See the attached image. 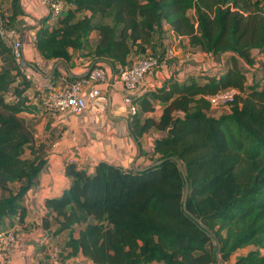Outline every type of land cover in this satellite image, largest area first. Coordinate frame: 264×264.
Wrapping results in <instances>:
<instances>
[{"label": "trees", "instance_id": "16d2710c", "mask_svg": "<svg viewBox=\"0 0 264 264\" xmlns=\"http://www.w3.org/2000/svg\"><path fill=\"white\" fill-rule=\"evenodd\" d=\"M49 3L62 8L54 22L49 12L35 28L42 60L80 54L90 70L106 62L116 75L147 55L162 60L171 31L214 65L212 73L171 76L131 97L137 111L128 116V135L138 142L158 134L148 166L100 161L92 173L65 166L70 184L44 201L39 224L53 227L52 236L66 233L63 246L56 245L62 262L81 256L91 264H218V250L224 264L249 247L233 264H264V0ZM21 15L18 0H9L0 26L17 29ZM31 87L0 36V228L24 220L23 198L45 165V146L35 144L23 116L38 112L27 95ZM226 89L237 95L215 117L206 96ZM51 90L41 91L43 109Z\"/></svg>", "mask_w": 264, "mask_h": 264}, {"label": "crops", "instance_id": "0c3cea01", "mask_svg": "<svg viewBox=\"0 0 264 264\" xmlns=\"http://www.w3.org/2000/svg\"><path fill=\"white\" fill-rule=\"evenodd\" d=\"M22 15L18 18V27L23 58L27 65L32 87L27 91L31 103L38 112L26 115L38 125L34 134L38 138L36 145L43 144L45 165L41 169L37 184L23 198L26 211L24 220H16L10 225L5 222L0 229H11L17 235V244L11 248L0 264H48L47 249L50 245L63 246L66 233L52 236L53 227L44 230L39 224L46 215L44 201L59 197L68 188L70 178L65 175V166L73 163L77 168L92 173L94 166L105 161L122 169H141L150 164L149 154L152 143L158 134L154 132L143 135L138 142L128 135V109L123 104L125 95L121 85L113 74L109 63L98 62L106 81L97 86L101 97L95 105H88L81 115H60L46 111L41 107V91L59 90L71 82L70 79L83 78L89 72L92 63L80 54L73 55L67 62L64 60L45 61L38 57L33 45L34 32L39 21L46 17L50 9L42 0H18ZM9 0H0V13L7 14ZM50 21V20H49ZM51 22V21H50ZM94 38V35H93ZM169 38L172 42L169 43ZM169 44V46H168ZM164 45L175 51L193 52L199 59L206 58L209 73L214 69L213 63L204 53L188 48L187 41L175 37L167 31ZM176 48V50H178ZM170 62H168L169 64ZM167 64V65H168ZM170 65V64H169ZM168 65V67H169ZM212 67V68H211ZM217 67V66H216ZM200 71H206L203 67ZM199 71L191 70L178 77L170 68H158L151 77L144 78L131 97H139L160 86L169 77L183 80ZM88 92V88L85 93ZM226 110V109H225ZM227 111V110H226ZM154 115H159L155 112ZM39 126V128H38ZM39 221L38 224L35 222ZM251 248L236 251L227 263L233 264L235 258L245 255ZM65 255V253H63ZM68 264H91L81 256L66 258Z\"/></svg>", "mask_w": 264, "mask_h": 264}, {"label": "built area", "instance_id": "2783aa9c", "mask_svg": "<svg viewBox=\"0 0 264 264\" xmlns=\"http://www.w3.org/2000/svg\"><path fill=\"white\" fill-rule=\"evenodd\" d=\"M42 1L49 7L51 13L50 21L54 22L55 18L61 12V3L50 4L49 0ZM20 35L17 29L6 30L0 26V36L11 49L16 65L26 74L27 78H30L27 65L23 58ZM172 56H174V51L168 48L162 60L147 55L144 58L136 60L130 67L119 69L116 74V80L125 92L122 102L127 107L130 116L134 115L137 111L136 106L132 103L130 94L137 89L144 78L151 77L154 74L155 68L164 65ZM105 81L106 77L102 69L95 68L89 70L86 78L70 82L59 90H51L43 98L42 104L46 110L60 115H81L87 109L88 105H95L98 102L101 94L97 86ZM87 88L88 92L85 93ZM236 95V90L226 89L206 96V99L209 101L211 109L215 110L226 107L228 103L233 101ZM35 223L38 224L39 221ZM17 241L14 230L9 229L0 232V260L5 257L11 248L16 246ZM47 262L48 264H64L60 259L59 248L56 245H50L48 247Z\"/></svg>", "mask_w": 264, "mask_h": 264}, {"label": "rangeland", "instance_id": "374dc122", "mask_svg": "<svg viewBox=\"0 0 264 264\" xmlns=\"http://www.w3.org/2000/svg\"><path fill=\"white\" fill-rule=\"evenodd\" d=\"M190 15H192V12H190ZM170 42H172L171 38H169V43ZM168 46H169V44H168ZM176 48L178 49V47H176ZM176 48H175V51L173 50L174 56H172L170 58V60H168L170 62L169 63L170 65L166 62L164 65L159 66L158 68H161V67L170 68L171 72L175 71V73L177 74L178 77H182L183 74L190 72L191 70L200 71L203 69V67L206 70L209 68L206 58L199 59L198 57H196V54L193 52H189V51L188 52H182V49L176 50ZM167 64L169 65V67ZM158 68H155V71ZM225 112H226L225 108H218V109H215L212 111V115L217 117V116H219ZM23 116H25V119L27 120L28 126H29V128L33 134V137H34V134L37 131V129L35 127L38 124L33 121L34 120L33 118H30L26 115H23ZM38 128H39V126H38ZM37 139L38 138L35 139V137H34L35 143L38 142Z\"/></svg>", "mask_w": 264, "mask_h": 264}, {"label": "water", "instance_id": "95a60500", "mask_svg": "<svg viewBox=\"0 0 264 264\" xmlns=\"http://www.w3.org/2000/svg\"><path fill=\"white\" fill-rule=\"evenodd\" d=\"M172 160H174L176 163H177V165H178V167L180 168L181 167V163L177 160V159H175V158H171ZM157 163H160V162H157ZM157 163H155V164H157ZM154 165V164H153ZM186 189H187V183H185V191H186ZM183 211L186 213V214H188L191 218H193L194 220H195V218H194V216H192L191 214H189L187 211H186V209L183 207ZM218 253H219V251L217 250V252H216V256H217V262H218V264H223V262L220 260V258L218 257Z\"/></svg>", "mask_w": 264, "mask_h": 264}]
</instances>
